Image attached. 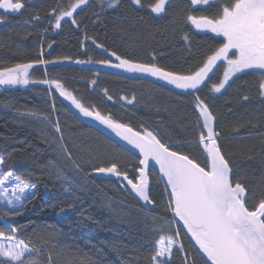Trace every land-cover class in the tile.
<instances>
[{
  "label": "trees",
  "instance_id": "1",
  "mask_svg": "<svg viewBox=\"0 0 264 264\" xmlns=\"http://www.w3.org/2000/svg\"><path fill=\"white\" fill-rule=\"evenodd\" d=\"M71 2L74 0H38L30 11L43 19L40 24L33 17H16L1 28L0 69L40 58L41 47L43 59L70 57L54 64L34 66L29 70L30 81L60 80L85 106L95 105L103 114L111 113L136 130L143 124L159 132L165 140L195 139L199 129L192 105L194 96L199 95L216 116L215 127L221 133L224 151L232 156L240 174L248 178L258 193L255 182L264 172V108L256 93L258 73L238 74L239 78L230 81L221 93H210L211 84L218 83L223 76L224 65L220 64L210 73L207 86L193 92L176 89L156 77L97 63L107 59L118 62L104 50L108 49L142 62H152L150 55L155 53V62L169 70H195L211 50L223 43V37L197 31L187 16L212 15L216 6L196 7L190 0H170L166 13L157 17L147 7L155 0H142L143 8L133 5L131 0H120L122 3L117 8L100 13L97 19L99 0H89L78 11L76 28L67 23L69 29L63 28L59 35L51 30L47 33V18L52 9H57L58 14ZM184 35L189 37L188 41L183 39ZM85 36L90 39L86 40ZM49 43L54 45L46 55ZM99 44L104 49L98 48ZM93 80L97 81L95 85L91 83ZM49 88L31 82L0 85V155L6 157L3 171L12 170L36 185L35 198L24 202L20 215H6L10 211L0 207V230L20 228L21 237L39 249V264H49V256L51 264H69V261L151 264L153 243L159 238L151 229L160 225L152 217L171 220L166 203L160 205L154 200L155 209L145 211L121 181L94 178L92 167L106 164L112 158L131 177L138 159L83 124L63 105L55 86H51V91ZM103 89L116 99L143 93L148 109H126L107 101ZM245 95L251 97L247 103L242 100ZM29 114L46 116L52 123L59 120L63 143L72 160L59 154V134L47 121L39 123ZM194 154L200 155L198 150ZM72 161L80 164L83 171L76 170ZM150 180L151 187H155V174L150 175ZM163 234L172 235L173 229H166ZM180 239L185 251L175 249L170 264H185V255L195 264H204L181 229Z\"/></svg>",
  "mask_w": 264,
  "mask_h": 264
},
{
  "label": "snow or ice",
  "instance_id": "2",
  "mask_svg": "<svg viewBox=\"0 0 264 264\" xmlns=\"http://www.w3.org/2000/svg\"><path fill=\"white\" fill-rule=\"evenodd\" d=\"M190 2L194 6L205 8L216 6L217 10L212 15H188L187 20L198 30L223 37V43L211 50L202 65L195 70L187 72L169 70L155 62V53L150 55L152 62H142L133 56L104 49L103 44L97 47L104 49L118 62L113 63L111 59H107L97 63L122 69L127 73L156 77L176 89L193 92H199L202 87L207 86L211 80L210 73H213L220 64L224 65L223 77L218 83L211 84L210 93H221L233 78H239L238 74L258 73L256 93L261 107L264 108V0H190ZM88 3L89 0H74L66 10L61 8L58 14L57 9H52L55 16L53 27L61 28V22L65 18H70L71 23L76 24L74 13ZM131 3L138 8L144 7L142 0H131ZM169 3L170 0H155L147 7L151 13L159 17L166 13ZM99 4L97 19L100 18V13L117 8L120 0H99ZM24 8L23 0H0V10L19 13ZM39 19L38 15L33 17L35 21ZM4 20L5 16L0 15V23ZM85 39L90 38L85 36ZM183 39L188 41L189 37L184 35ZM47 47L52 49L53 44L49 43ZM43 56L44 48L41 47L40 58L0 69V85L42 83L49 85L50 91L54 85L60 96L71 101L84 117L98 121L128 145L138 149L141 158L138 166L132 170L133 176L130 177L129 171L123 170L115 158L101 166H93L92 173L115 177L122 182L124 188L150 205H155L150 195V162L154 161L155 165L159 166L167 197L165 206L172 214V219L152 217L153 220H159L160 225L151 229L159 234V238L153 243L151 264H170L174 248L181 252L185 251L180 239V227H174V223L179 222H182L186 234L190 235L191 240L198 246L202 258H206L204 264H264V172L255 182L259 186L257 193L256 189L250 186L248 178L240 174L232 156L224 151L221 133L215 127L216 116L205 99L199 95L194 96L192 106L196 113L195 124L199 129L195 139L172 140L169 137L165 140L159 132L149 130L143 124L140 125V130H136L111 113L103 114L95 105L85 106L60 80L30 81L29 70L34 66L70 59L57 57L54 60H46L42 58ZM91 83L95 85L97 81L93 80ZM102 92L107 101L116 103L123 101L128 105L137 102L135 94L131 97L121 95L117 100L107 89H103ZM250 99L248 95L242 97L245 103ZM52 107L55 111L54 103ZM43 119L59 134L61 141L57 145L59 154L72 160L71 152L63 143L64 137L59 120L53 124L46 116ZM196 150L200 153L199 157L194 154ZM5 162L6 157L0 155V165H4ZM72 163L76 170L83 171L80 164L75 161ZM35 188L36 185L22 179L12 170L0 172V197L6 199L8 205L13 206V210L5 214L20 215L24 202L29 198H35ZM166 229H173V234L164 235ZM20 232L21 229L17 227H11L7 232L0 230V264H39V249L31 246L30 240L22 238ZM69 264L74 262L69 261ZM185 264H195V261H189L185 255Z\"/></svg>",
  "mask_w": 264,
  "mask_h": 264
},
{
  "label": "water",
  "instance_id": "3",
  "mask_svg": "<svg viewBox=\"0 0 264 264\" xmlns=\"http://www.w3.org/2000/svg\"><path fill=\"white\" fill-rule=\"evenodd\" d=\"M2 12H6V13H10L7 12L6 10H0ZM51 49H48L47 51H49ZM61 101L63 103V105L78 119L80 120L83 124L97 130L98 132H100L102 135L106 136L107 138L111 139L113 142H115L117 145H119L121 148L127 150L128 152H130L131 154H133L136 158H138V160L141 158L139 155V151L138 149L133 148L131 145H128L126 141L122 140L120 137L116 136L115 133H113L110 129H107L105 126L101 125L98 121H95L92 118H86L82 115V113L79 112L78 109L75 108V106L71 103V101L67 100L65 97L61 96ZM154 170L160 177L162 183L164 184V180L161 178V174L159 173V166L155 165L154 161L150 162V166H149V171L150 170ZM92 176L94 178H111V177H104L102 174H95L93 173ZM129 191V190H128ZM130 194L132 195V197L139 202L143 207L147 208V203H145L144 201H142L139 197H137L134 193H132L131 191H129ZM151 209L154 208V205H150ZM177 225L183 230V232L186 234V230L183 229L182 227V222L177 223ZM189 237L190 242L193 244L194 248L197 250V252L200 254V256L202 257V254L198 251V246L195 245V242L193 240H191L190 235L186 234ZM206 259V258H203Z\"/></svg>",
  "mask_w": 264,
  "mask_h": 264
},
{
  "label": "rangeland",
  "instance_id": "4",
  "mask_svg": "<svg viewBox=\"0 0 264 264\" xmlns=\"http://www.w3.org/2000/svg\"><path fill=\"white\" fill-rule=\"evenodd\" d=\"M30 2L32 3V0ZM120 3H122V2H120ZM197 6H199V5H196V7ZM78 11H80V9H77V11L74 13V18L76 19V21H77ZM54 22H55V20H54ZM54 22L50 23V21H47V25L54 24ZM61 27L64 28L65 30L69 29V25L68 24H66V25L62 24ZM76 27H77V23L74 24V28H76ZM196 30L199 31V32H207V31H201V30H198V29H196ZM210 76H211V74H210ZM136 97H137V102L134 105H128L126 102H123V101H121L119 104L123 105V107L126 108V109H137V110L148 109L147 106H146L147 105V100H145V99H147V97H145V95L143 93H139L138 95H136ZM29 117H32V118L36 119L39 123H43L44 122L43 118H39L36 115L29 114ZM46 123H48V122H46ZM150 127L155 128L157 126H156V124L155 125L150 124ZM201 160H202V157H201ZM100 165H102V164L98 163V166H100ZM0 172H4L3 171V165H0ZM8 187H11V185H8ZM150 193H151L152 199L156 200V202H158V204H160V205H163V200L166 201V199H167L166 194L164 192V188L163 187L161 188L159 186V180L158 179L155 182V187H151ZM157 199H158V201H157ZM0 207L6 209L8 211H12L13 210V206L8 205L7 200L4 199L3 197H0ZM174 250H175V248H174Z\"/></svg>",
  "mask_w": 264,
  "mask_h": 264
},
{
  "label": "flooded vegetation",
  "instance_id": "5",
  "mask_svg": "<svg viewBox=\"0 0 264 264\" xmlns=\"http://www.w3.org/2000/svg\"><path fill=\"white\" fill-rule=\"evenodd\" d=\"M31 0H23V2L25 3V8L22 9L19 13H6V12H2L0 11V15H4L5 16V20L3 23H0V29L5 27L6 25H8L9 21L12 19V18H16V17H21V18H29V17H35L37 16L36 14L37 13H32L30 10L33 6H35L38 2V0H32V3L30 2ZM41 20L43 21V19H39V21H35L36 23L40 24L41 23ZM55 20V16L53 14H50V16L47 18V21H51V22H54ZM67 23H71V19L70 18H66L64 19L62 22H61V26L62 24L63 25H66ZM48 28V31L47 33L51 31H54L55 34L59 35L60 31H62V27L59 28V29H55L53 27V24L51 25H47L46 26ZM46 33V32H45ZM54 45V43H52ZM174 87V86H173ZM156 176V178L159 180V182L161 183V180H160V177L159 175L154 171L152 170L151 171V176L154 175ZM111 178H115V177H111ZM111 178H107V179H111ZM162 186H159L162 188H164V185L161 183ZM164 204L166 203L165 200H163Z\"/></svg>",
  "mask_w": 264,
  "mask_h": 264
}]
</instances>
